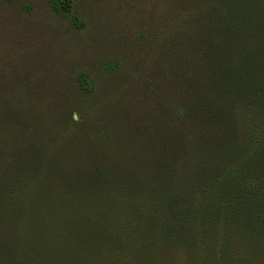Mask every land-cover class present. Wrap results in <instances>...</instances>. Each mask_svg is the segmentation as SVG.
I'll return each instance as SVG.
<instances>
[{
  "label": "rangeland",
  "instance_id": "obj_1",
  "mask_svg": "<svg viewBox=\"0 0 264 264\" xmlns=\"http://www.w3.org/2000/svg\"><path fill=\"white\" fill-rule=\"evenodd\" d=\"M71 5L75 20L51 0H0V218L3 202L12 206L0 241L15 239L12 260L20 253L28 264H97L102 245L120 239L121 190L106 204L96 186L75 200L62 177L93 182L100 167L145 175L186 158L193 3Z\"/></svg>",
  "mask_w": 264,
  "mask_h": 264
},
{
  "label": "trees",
  "instance_id": "obj_2",
  "mask_svg": "<svg viewBox=\"0 0 264 264\" xmlns=\"http://www.w3.org/2000/svg\"><path fill=\"white\" fill-rule=\"evenodd\" d=\"M51 1L75 20L71 0ZM188 1L195 73L189 108L180 110L189 122L186 158L159 161L145 175L100 167L93 182L62 177L72 199L86 201L96 186L102 204L114 187L128 200L120 239L102 245L97 264H264V0ZM78 82L93 90L89 76ZM3 205L0 221L12 208ZM14 244L0 241L3 264H28L20 253L12 260Z\"/></svg>",
  "mask_w": 264,
  "mask_h": 264
}]
</instances>
